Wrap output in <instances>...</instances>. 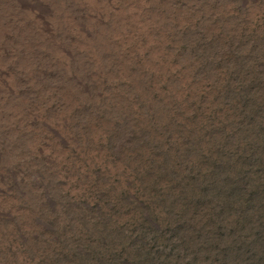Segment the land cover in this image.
Here are the masks:
<instances>
[{
	"label": "rangeland",
	"instance_id": "1",
	"mask_svg": "<svg viewBox=\"0 0 264 264\" xmlns=\"http://www.w3.org/2000/svg\"><path fill=\"white\" fill-rule=\"evenodd\" d=\"M23 1L0 0V60L4 52L18 65L22 53L34 56L29 67H15V92L0 81V101L13 102H0V264H119L107 260L96 235L105 213L123 225L126 194L131 207L141 206L135 175L148 174L164 144L201 136L207 118L222 124L238 118L231 111L236 102L223 101V94L243 79L258 91L247 73L264 69V0H120L117 7L127 12L120 20L107 0H97L98 7L89 0ZM101 12L103 19L94 18ZM68 13L78 20L71 30L82 33L64 23ZM43 20L54 34L38 33ZM107 205L115 207L108 212ZM115 227L108 229L118 233ZM146 261L264 264L214 254Z\"/></svg>",
	"mask_w": 264,
	"mask_h": 264
},
{
	"label": "trees",
	"instance_id": "2",
	"mask_svg": "<svg viewBox=\"0 0 264 264\" xmlns=\"http://www.w3.org/2000/svg\"><path fill=\"white\" fill-rule=\"evenodd\" d=\"M250 73L257 92L243 79L223 94V101L236 102L231 111L238 118L224 124L207 118L201 136L164 144L148 174L135 175L141 206L131 207L125 195L123 225L105 213L96 239L107 260L150 264L146 260L209 254L216 260H264V69ZM180 183H189L188 189ZM107 206L108 212L115 207ZM113 225L118 233L108 229Z\"/></svg>",
	"mask_w": 264,
	"mask_h": 264
},
{
	"label": "bare ground",
	"instance_id": "3",
	"mask_svg": "<svg viewBox=\"0 0 264 264\" xmlns=\"http://www.w3.org/2000/svg\"><path fill=\"white\" fill-rule=\"evenodd\" d=\"M37 1H38V0H37ZM40 1H41V0H40ZM63 1H64V0H63ZM63 1L61 0V2H63ZM69 1H70V0H69ZM69 1H68V2H69ZM86 1H87V0H86ZM89 1H90V2L88 3V5H90V7H93L94 5H96V7H98V3L96 2L97 0H89ZM100 1H101V0H100ZM100 1H99V2H100ZM102 1H103V0H102ZM119 1H120V0H113V1H112V0H109V1H108V0H107V2H108L109 5H110V6H108V7H111V5H113V7H114L113 10H114L115 15H116L115 17L118 16V20L123 19V17H124V16L126 15V13H127V12H124V11H123V10H125L124 8L119 9V7H117V5H119ZM23 2H24V1H23ZM23 2H22V3H23ZM25 2H26V0H25ZM25 2H24V3H25ZM30 2H31V0H30ZM41 2H42V1H41ZM41 2H40V3H41ZM80 2H81V1H80ZM84 2H85V1H84ZM104 2H105V0H104ZM129 2H130V0H129ZM22 3H21L20 5H22ZM26 3H27V2H26ZM28 3H29V2H28ZM28 3H27V4H28ZM64 3H65V2H64ZM77 3H78V2H77ZM85 3H86V2H85ZM85 3H84V4H85ZM31 4H32V3H31ZM31 4H30V5H31ZM36 4H37V3H35V6H36ZM46 4H47V3H46ZM68 4H69V3H68ZM71 4H72V3H71ZM99 4H100V3H99ZM105 4H107V3L105 2ZM131 4H132V2H131V3H126V6L130 8V9H127L128 11L131 10V12H133V15H131V14H130V15L133 17L132 19L134 20V19L136 18V17H135V14H136L135 12L137 11V9L134 8V7H131V6H133V4H132V5H131ZM37 5H38V4H37ZM43 5H44V4H43ZM53 5H54V3H53ZM53 5L51 6V8H53ZM59 5H60V4H59ZM64 5H65V4H64ZM64 5H62V6H64ZM66 5H67V3H66ZM73 5H74V4H73ZM79 5H81V4H79ZM103 5H104V4H103ZM103 5H102V6H103ZM107 5H108V4H107ZM32 6L34 7V3H33ZM39 6H40V5H39ZM69 6H70V5H69ZM81 6H82V5H81ZM84 6L86 7L87 4L84 5ZM105 6H106V5H105ZM105 6H104V7H105ZM123 6H125V4H124ZM20 7H21V6H20ZM29 7L32 8L31 6H29ZM45 7H46V6H45ZM45 7H43V9H44ZM75 7H76V6H75ZM90 7H89V8H90ZM100 7H101V6H100ZM104 7H103V8H104ZM35 8H37V6H36ZM39 8H40V7H39ZM48 8H49V10H50V7H48ZM54 8L56 9V7H54ZM58 8H59V7H58ZM66 8H67V7H66ZM68 8H69V7H68ZM70 8H71V6H70ZM106 8H107V7H105V9H106ZM18 9H19V8H18ZM25 9H26V11H27V8H25ZM25 9H24V10H25ZM28 9H29V8H28ZM46 9H47V8H45V9H44L42 12H40V13H41V14H42V13L44 14V12H45ZM71 9H72V8H71ZM71 9H70V10H71ZM80 9H81V8H80ZM82 9H83V8H82ZM93 9H94V8H93ZM38 10H40V9H38ZM60 10H61V9H60ZM65 10H66V9H65ZM65 10H64V11H65ZM78 10H79V9H78ZM84 10H85V8H84ZM94 10H95V9H94ZM99 10H100V9H99ZM31 11H32V10H31ZM35 11H36V9L34 10V12H35ZM46 11H47V10H46ZM55 11H56V10H55ZM61 11H62V10H61ZM64 11L62 12L63 14L66 13L68 10H67L66 12H64ZM104 11H105V10H103L102 12H104ZM28 12H30V11L28 10ZM36 12H37V11H36ZM49 12H50V11H49ZM56 12H57V11H56ZM68 12H69V11H68ZM71 12H72V11H70V13H71ZM73 12H74V14L77 13V12L75 13L74 10H73ZM79 12H80V11H79ZM84 12H85V11H84ZM84 12H83V13H84ZM87 12L91 13L92 11L90 12V10H89V11H87ZM87 12H86V13H87ZM102 12H101V15H95V17H94V16H92V17L97 18V19H98V18H99V19H101V18L103 19V14H104V13H102ZM24 13H25V12H24ZM40 13H39V15H40ZM46 13H47V12H46ZM46 13H45L44 15H46ZM51 13H52V12H51ZM51 13H49V14H51ZM53 13H54V12H53ZM53 13H52V14H53ZM86 13H85V15H87ZM89 13H88V14H89ZM105 13L107 14L108 12L106 11ZM28 14H29V13H27V15H28ZM31 14H32V13H31ZM37 14H38V12H37ZM37 14H36V15H37ZM57 14H58V13H57ZM68 14H69V13H68ZM78 14H79V13H78ZM80 14H81V13H80ZM22 15H25V14H22ZM22 15H21V16H22ZM32 15H33V14H32ZM34 15H35V14H34ZM69 15H70V14H69ZM69 15H66V16H65L66 21H65V22L62 21V22H64L65 24H66V22H67V25H68V26L70 25V28H69V29L71 30V28L73 27V24L76 23L75 21H76L77 19H76V18H75L76 20H75L74 18L72 19V17L74 16L73 14H72V15H73L72 17H71V15H70V16H69ZM89 15H90V14H89ZM30 16H31V15H30ZM30 16H29V17H30ZM53 16H54V15H53ZM53 16H52V17H53ZM76 16H77V15H76ZM131 16H129V17H131ZM27 17H28V16H27ZM36 17H37V16H36ZM42 17H43V15L41 16V18H42ZM47 17H48V16H47ZM52 17H51V18H52ZM54 17H55V16H54ZM54 17H53L52 19H54ZM61 17H62V16H60L59 18H61ZM70 17H71V19H70ZM44 18L46 19V17H44ZM48 18H50V17H48ZM106 18H107V17H106ZM109 18H110V17H109ZM25 19H26V18H25ZM28 19H29V18H28ZM52 19H51V20H47V21H50V23H51V21H52V22L54 21L55 23H58V22L55 21L56 19H55V20H52ZM132 19H131V20H132ZM20 20H21V19H20ZM30 20H33V19L30 18ZM30 20H29V21H30ZM34 20H35V19H34ZM37 20H40V18H39V19L37 18ZM37 20H36V21H37ZM61 20H62V19H61ZM61 20H60V21H61ZM80 20H81V19H80ZM125 20H126V19H125ZM24 21H25V20H24ZM40 21H42V20H40ZM43 21H44V20H43ZM77 21H78V20H77ZM99 21H100V20H99ZM20 22H23V21H20ZM38 22H39V21H38ZM38 22H37V23H38ZM82 22H83V21H81V22L79 21V22H78L79 25H80V29H82L83 31L86 32V34L88 33V35H89V30H90V29L88 30V29L85 27L86 25L84 26V23H82ZM26 23H27V21H26ZM37 23H35V24H37ZM55 23H54V25H55ZM22 24H23V23H22ZM33 24H34V21H33ZM38 24H40V23H38ZM52 24H53V23H52ZM65 24H64V26H65ZM98 24H100V23L98 22ZM98 24H97V25H98ZM19 25H20V24H19ZM23 25H25V24H23ZM31 25H32V23H31ZM40 25H41V24H40ZM56 25H57V24H56ZM25 26H26V25H25ZM25 26H24V28H25ZM41 26H42V27H39V28L37 29V31H38L39 34L42 33V36L45 35V33H46L45 36L50 35L51 33H53V32L51 31V27H50L51 25H49V23H48V24H47V23L45 24V21H44V25L42 24ZM68 26H67V28H68ZM27 27H28V26H27ZM55 27H56V26H55ZM89 27H90V26H89ZM91 27H92V26H91ZM117 27H118V26H117ZM65 28H66V27H65ZM92 28H93V27H92ZM120 28H121V27H120ZM6 29H7V26H6ZM28 29H29V28H28ZM28 29H27V30H28ZM35 29H36V28H35ZM93 29H94V28H93ZM8 30H9V29H8ZM18 30H19V29H18ZM27 30H26V31H27ZM33 30H34V29H33ZM52 30H53V29H52ZM70 30H69V31H70ZM74 30H75V31H81V30H78L77 27L73 28L71 31L73 32ZM91 30H92V29H91ZM118 30H119V29H118ZM26 31H25V32H26ZM92 31H93V30H92ZM12 32H13V31H12ZM15 32H16V30H15ZM30 33H31V32H29V35H30ZM68 33H69V32H68ZM81 33H82V31H81ZM90 33H91V32H90ZM4 34H5V33H4ZM15 34H16V33H15ZM35 34H36V33H35ZM53 34H54V33H53ZM77 34H78V33H77ZM86 34H85V35H86ZM27 35H28V34H27ZM71 35H72V34H71ZM73 35H74V34H73ZM85 35H84V36H85ZM18 36H19V35H18ZM23 36H24V35H23ZM51 36H52V35H51ZM56 36H57V35H56ZM69 36H70V35H69ZM89 36H90V35H89ZM125 36H126V35H125ZM8 37H9V35H8ZM8 37H6V38H8ZM20 37H22V36H20ZM27 37H28V36H27ZM53 37H54V36H53ZM74 37H75V36H74ZM77 37H78V36H77ZM87 37H88V36H87ZM9 38H10V37H9ZM25 38H26V37H25ZM82 38H83V37H82ZM91 38H92V37H91ZM16 39H17V38H16ZM19 39H21V38H19ZM43 39H46V40H47V39H50V40H51V39H53V38H52V37H51V38H49V37H46V38H45V37H44ZM86 39H87V38H86ZM89 39H90V38H89ZM5 40H7V39H5ZM8 40H9V39H8ZM10 40H11V39H10ZM12 40H13V38H12ZM14 40H15V39H14ZM27 40H29V39H27ZM35 40H36V39H35ZM35 40H33V41H35ZM60 40H61V39H60ZM60 40H59V41H60ZM65 40H66V39H65ZM67 40H68V39H67ZM84 40H85V39H84ZM19 41H20V40H19ZM19 41H18V43H19ZM22 41H23V40H22ZM61 41H62V40H61ZM71 41H72V40H71ZM1 42H2V40H1ZM1 42H0V43H1ZM5 42H6V41H5ZM5 42H3V43H5ZM8 42H9V41H8ZM12 42H14V41H12ZM15 42H16V41H15ZM26 42H27V41H26ZM56 42H57V43H56L57 45H59L58 43L63 44L62 42H58V41H56ZM84 42H85V41H84ZM87 42H88V41H87ZM10 43H11V42H10ZM31 43H32V42H31ZM42 43H44V42H42ZM45 43H46V42H45ZM20 44H21V43H20ZM27 44L29 45V43H27ZM46 44H47V43H46ZM52 44H53V43H52ZM66 44H67V43H66ZM5 45H7V43H6ZM10 45H12V44H10ZM15 45H16V44H15ZM57 45H56V46H57ZM7 46H8V45H7ZM23 46H24V45H23ZM8 47H10V46H8ZM11 47H12V46H11ZM15 47H17V46H15ZM20 47H22V46H20ZM27 47H28V46H27ZM27 47H26V48H27ZM51 47H52V46H51ZM57 47H58V46H57ZM60 47H61V45H60ZM3 48H4V47H3ZM29 48H30V47H29ZM46 48H47V47H46ZM62 48H64V47H62ZM65 48H66V47H65ZM0 49H2V48H0ZM9 49H10V48H8V50H9ZM33 49H34V47H33ZM41 49H42V48H41ZM48 49H49V48H48ZM50 49H51V48H50ZM66 49H67V48H66ZM66 49H65V50H66ZM11 50H14V49L11 48ZM19 50H20V49H19ZM23 50H24V49H23ZM23 50H22V51H23ZM27 50H28V49H26L25 51H27ZM45 50H46V49H45ZM56 50H57V49H56ZM62 50H63V49H62ZM65 50H63V53H64V54L66 53V55H67V51H65ZM2 51H3V50H2ZM2 51H1V52H2ZM16 51H18V50H16ZM57 51H58L57 54H58V53L60 54V52H62V51H59V50H57ZM69 51H70V50H69ZM69 51H68V52H69ZM4 53H5V55H3V56L1 55V56L3 57V61L0 60V81H3V83L6 84L5 86L2 85V87H4L7 91H10L11 93H13V92H15V88H13V87H14V86H13L14 84H12V82L14 81L13 78H14V74L16 73L15 70L18 68V66H23L24 68H25V67H29V65H28L26 62H29L30 60H33L32 57H34V56H33V54H30V53L27 54V52L22 53L21 56H23V57L19 58V59H20L19 61L17 60L21 65H18L17 62H15V59H14V58H11V57L14 56V55H11L10 53L8 54V53H6V52H4ZM4 53H3V54H4ZM11 53H13V52H11ZM14 53H16V52H14ZM14 53H13V54H14ZM69 53H70V52H69ZM0 54H1V53H0ZM26 54H27V55H26ZM57 54H55V57L58 56ZM35 55H36V54H35ZM52 55H53V54H52ZM60 55H61V54H60ZM7 56H8V57H7ZM39 56H40V55H39ZM36 57L38 58V56H36ZM53 57H54V56H53ZM62 57H63V56H62ZM6 58H7V59H6ZM8 58H11V59H14V60L11 61V62H9L10 59H8ZM63 59H64V58H63ZM34 61H35V60H34ZM40 61H41V60H40ZM43 61H44V60H43ZM49 61H50V60H49ZM31 62L33 63V61H31ZM25 63H26V64H25ZM39 63H40V62H39ZM39 63H38V64H39ZM30 65H31V63H30ZM32 65H33V64H32ZM5 66H11L12 69L9 70V69H8L9 67L7 68V67H5ZM15 67H17V68H15ZM23 67H22V68H23ZM24 68H23V69H24ZM31 68H32V67H31ZM23 69H22V70H23ZM26 69H27V68H26ZM26 69H24V71H25ZM18 70H19V69H18ZM10 71H13V72L15 71V72H14V73H10ZM30 71H31V70H30ZM17 75H18V74H17ZM20 76H21V75H20ZM8 82H9V83H8ZM1 84H2V83H1ZM1 84H0V85H1ZM1 91L3 92V89H2ZM1 91H0V93H2ZM7 91H6V92H7ZM22 91H23V90H22ZM5 94H6V93H5ZM16 94H17V93H16ZM16 94H14V95H16ZM5 96H6V95H5ZM8 96H9V95H8ZM16 96H17V95H16ZM2 97H4V96H2ZM2 97H1V98H2ZM7 98H8V97H7ZM1 100H2V99H1ZM3 100H4V99H3ZM3 100H2V102H1V101H0V102L3 103L4 105H5V103L8 104L9 100H8V102H7V100H4L5 102H4ZM12 103H13V102H12ZM12 103H9V104L11 105ZM9 104H8V105H9ZM1 105H2V104H1ZM4 105H2V106L5 107ZM3 107H1V108H3ZM1 108H0V109H1ZM6 109H7V108H6ZM14 109H15V106H14ZM10 110H11V109H10ZM13 112H14V111H13ZM3 114H4V113H3ZM0 119H1V118H0Z\"/></svg>",
	"mask_w": 264,
	"mask_h": 264
}]
</instances>
